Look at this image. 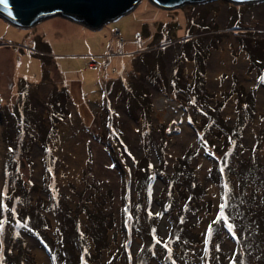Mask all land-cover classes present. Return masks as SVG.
Listing matches in <instances>:
<instances>
[{
  "label": "rangeland",
  "instance_id": "1",
  "mask_svg": "<svg viewBox=\"0 0 264 264\" xmlns=\"http://www.w3.org/2000/svg\"><path fill=\"white\" fill-rule=\"evenodd\" d=\"M54 16L27 27L0 16V191L12 150L7 134L18 151L17 177L28 188L23 193L10 185L19 192L16 212L53 239L63 228L86 232L89 245L79 256L92 264H134L151 177L150 211L157 212L158 196L164 204L175 197V210H188L179 218L183 225L165 215L155 219L157 240L179 253L177 264L197 263L209 223L224 205L211 171L226 152L233 153L223 167L230 187L264 214V0H206L171 9L139 0L98 28ZM168 99L172 103L164 106ZM209 117L213 127L206 130ZM181 159L190 171L183 167L174 179ZM252 159L260 167L243 186L239 170ZM93 215L106 226V243L96 252L89 235ZM126 215L135 217L132 225L124 223ZM256 224L264 235V222ZM175 225L185 232L181 242L171 243L184 231L174 232ZM218 226L208 236L207 256L210 264H227L237 238ZM250 229L239 243L251 251L248 264H264V238ZM237 233L241 239L242 231ZM17 235L26 244L28 264H53L33 233ZM1 236L16 253L8 227ZM78 251L67 249L61 263L80 264ZM148 264L159 263L151 258Z\"/></svg>",
  "mask_w": 264,
  "mask_h": 264
},
{
  "label": "trees",
  "instance_id": "2",
  "mask_svg": "<svg viewBox=\"0 0 264 264\" xmlns=\"http://www.w3.org/2000/svg\"><path fill=\"white\" fill-rule=\"evenodd\" d=\"M259 67V66H257ZM262 72L260 75L261 78V83L264 85V68L261 66L259 67ZM209 116V115H208ZM148 119H146L147 121ZM213 122L214 119L209 117L208 121H206V125H208L207 129H211L213 127ZM149 122L146 124L148 125ZM222 123V122H221ZM235 126V125H234ZM237 129L238 125L233 127V129ZM237 138L236 136H234ZM6 138L11 141L12 140V150L8 151L6 154V160L4 163V175H5V182H3L1 191H0V222L3 223V228L0 229V264H28V252L26 249V244L17 238V234L23 230H27L31 233H33L38 240L41 243V246L43 249L51 256L53 264H62L61 263V258L64 256L65 252L67 249H76L79 250L78 253H76V256L78 258L79 255L85 254L86 253V248L89 245V240L87 239V233L82 232L79 229H67L63 228V230L59 231L58 238L53 239L52 237L48 236L45 232H41L40 230L36 229L33 225L30 224L29 216L28 215H21L19 212H16L14 210V205L16 202V196L19 193L16 190V193L13 192L11 184L15 182L16 185H19V190L23 189V193L28 192V188L26 184H23L21 179L18 176V173H16L15 170V162H14V155L16 152V156L18 154V151L15 150V145L16 143L13 142L12 137L8 138V135L6 134ZM14 144V147H13ZM18 144V143H17ZM205 149L207 150L208 153H212L213 156L216 155V152L212 149L210 150L209 146H204ZM9 152L10 155H9ZM220 153V152H219ZM233 153H226L222 152L220 153V157L216 159L218 162L215 164L212 168L211 171V179L218 182L220 184L221 188V194L223 198V208L222 211L217 213V216H215L209 223V226H211V233L207 236V241H209L208 236L213 237L217 233V228H219L218 223L223 224L226 221L229 224H232L233 231L234 233H237L239 231H242V237L236 236V250L234 253L231 254V257L228 259L226 262L227 264H248L247 259L250 258L251 251L249 249H246L243 247L242 242L239 243V241L243 240L246 238V235L248 234L244 233L243 230H249V233L252 235H260L264 238V235H261L260 233V225L256 224L258 222H264V214H257V212L253 210V200L252 198H245L242 197L241 192H237L233 187H230V180H226V171L223 170V167H227L229 165L228 163V158L232 155ZM217 156V155H216ZM257 161L253 160L251 163L243 170H239V174L241 175V179L244 181L243 186H246L248 183H251L252 179L256 177L258 168L260 165L256 166ZM186 163L183 162V159L178 161V165L174 169L173 177L174 179H178V176L183 173V167H185V171H190L188 169V166L185 165ZM144 166L143 168H145ZM146 169V168H145ZM147 172H150L147 170ZM227 174L229 175L230 172ZM139 176L140 175L138 173ZM264 176V173H262ZM151 176V175H150ZM152 176L154 177V173L152 171ZM188 175L184 174V178H186ZM147 194H145L146 202H145V215L143 217L144 219V224L142 226H138L136 228L137 232L141 235V243L136 251V255L134 258V264H148L149 260L151 258H154L158 261L159 264H177L178 259H179V253L176 251H172V246L170 244H167V247L165 246L166 244L160 243L161 247V255L158 254V251L156 250L157 246V237L155 236L154 232V225L153 221L157 218H160L162 215L168 216L170 219L171 223L173 222V219L175 220L174 223H177L178 225H183V220L181 221L179 218L180 216H184L187 214L186 208H180L178 211H176V207L174 206L173 201L175 202V197H170L168 198V202H165V204L162 202L160 203L159 198L160 196L155 198V202L157 204V212L150 211L151 206H152V193L150 192L149 194V189H151L153 178L147 177ZM140 180L141 177H140ZM146 180V179H144ZM153 181V182H152ZM249 181V182H248ZM247 182V183H245ZM173 183L169 185L170 187H173ZM242 186V187H243ZM152 190V189H151ZM176 190H172V193H174ZM150 195L151 200L148 199V196ZM174 196V194L172 195ZM172 198V199H171ZM243 199L245 200L243 203ZM188 203L194 204L195 199L190 198L188 199ZM243 205V206H242ZM182 210V212H181ZM174 211H176L175 217L173 215ZM221 212L223 213V220H220L219 222L214 223V221L218 220V217L221 215ZM27 213V212H26ZM40 217V216H39ZM129 215H126L124 223H132V221H135V217H133L132 220L128 219ZM92 221V227L90 228V237L92 241L94 242V249L96 252L97 246L103 247L104 244L106 243V240L104 238V229L106 226L101 223L102 218H98V216L93 215L91 217ZM132 225V224H131ZM104 226V227H103ZM136 226V225H135ZM176 226V225H175ZM8 227L11 233V240L17 241V252L13 253L10 251L8 247H6L3 242H2V233L4 228ZM185 229V228H184ZM180 226H176L174 229V232L177 230H184ZM224 229H226L224 227ZM227 230V229H226ZM185 230L177 235L173 236L171 240H169L171 243L175 242H181V238L184 234ZM145 233H148V236H145ZM238 234V233H237ZM148 238V240H147ZM239 238V239H238ZM174 241V242H173ZM238 242V243H237ZM205 248H203L201 252V259L197 262L194 263L191 260H188L186 264H210L208 254L211 255V250L207 249V243L204 245ZM242 249V253L239 251V249ZM216 255L214 256L215 260L218 259L219 257V249L218 245H216ZM177 253V254H175ZM243 254V255H242ZM90 256L91 253L89 254ZM62 256V257H61ZM81 258V262L79 261L80 264H92L91 261L87 260L86 258L79 256Z\"/></svg>",
  "mask_w": 264,
  "mask_h": 264
},
{
  "label": "water",
  "instance_id": "3",
  "mask_svg": "<svg viewBox=\"0 0 264 264\" xmlns=\"http://www.w3.org/2000/svg\"><path fill=\"white\" fill-rule=\"evenodd\" d=\"M154 4L171 9L184 3L206 0H151ZM248 3L257 0H230ZM139 0H0V16L16 26H32L54 15L62 16L90 28H98L132 10Z\"/></svg>",
  "mask_w": 264,
  "mask_h": 264
},
{
  "label": "snow or ice",
  "instance_id": "4",
  "mask_svg": "<svg viewBox=\"0 0 264 264\" xmlns=\"http://www.w3.org/2000/svg\"><path fill=\"white\" fill-rule=\"evenodd\" d=\"M220 220H223V213L221 212V215L218 217V220L217 221H214V223H216V222H218V221H220ZM224 227L227 229V231L229 232V233H231L232 234V238L233 239H235L236 238V235H235V233H234V231H233V225L232 224H229V223H227L226 221L224 222ZM3 228V223L2 222H0V229H2ZM211 233V226H209V234ZM157 243L159 244V243H161L159 240L157 241ZM205 243H207V240L205 241ZM166 247H167V245H165Z\"/></svg>",
  "mask_w": 264,
  "mask_h": 264
},
{
  "label": "bare ground",
  "instance_id": "5",
  "mask_svg": "<svg viewBox=\"0 0 264 264\" xmlns=\"http://www.w3.org/2000/svg\"><path fill=\"white\" fill-rule=\"evenodd\" d=\"M55 17V16H54ZM165 100V99H164ZM169 101L168 102H165L163 105L165 106V105H169L170 103H172V101H171V99H168ZM174 103V102H173ZM175 104V103H174ZM172 105V104H171ZM179 115L178 116H174V117H172V120H171V122L169 123V128L170 129H173L175 126H176V124H177V120L179 119Z\"/></svg>",
  "mask_w": 264,
  "mask_h": 264
},
{
  "label": "built area",
  "instance_id": "6",
  "mask_svg": "<svg viewBox=\"0 0 264 264\" xmlns=\"http://www.w3.org/2000/svg\"><path fill=\"white\" fill-rule=\"evenodd\" d=\"M96 67V66H95Z\"/></svg>",
  "mask_w": 264,
  "mask_h": 264
}]
</instances>
